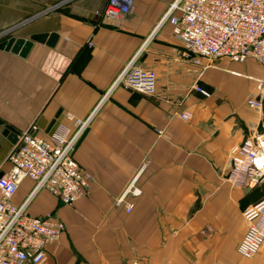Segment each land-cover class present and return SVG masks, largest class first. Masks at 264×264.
<instances>
[{
	"label": "crops",
	"instance_id": "crops-1",
	"mask_svg": "<svg viewBox=\"0 0 264 264\" xmlns=\"http://www.w3.org/2000/svg\"><path fill=\"white\" fill-rule=\"evenodd\" d=\"M176 1L136 0L111 21L108 0H0V44L45 37L23 57L0 49V177L30 126L47 138L89 121L74 150L89 195L64 206L24 180L13 197L66 227L42 264H264V252L237 253L262 183L236 190L226 180L230 150L264 131V97L248 103L261 68L185 57L181 13L168 15ZM132 62L155 73L154 94L115 86Z\"/></svg>",
	"mask_w": 264,
	"mask_h": 264
},
{
	"label": "built area",
	"instance_id": "built-area-1",
	"mask_svg": "<svg viewBox=\"0 0 264 264\" xmlns=\"http://www.w3.org/2000/svg\"><path fill=\"white\" fill-rule=\"evenodd\" d=\"M136 0H108L104 16L122 21ZM181 13L174 35L182 43L185 57L196 64L226 59L235 63L253 60L261 68L257 80L258 96L249 105L260 108L264 97V0H177L168 15ZM115 86L152 95L156 91L153 71L132 62L118 76ZM203 96L207 93L199 87ZM186 120L189 115H182ZM88 120L74 119L72 134L58 127L47 138L30 126L18 136L15 149L8 156L10 172L0 177V264H42L46 247L60 240L65 225L53 215L32 217L28 201L13 203L24 180L35 183L34 193L45 190L64 206H73L91 191V177L74 157L77 141L86 130ZM226 180L232 189L264 182V131L233 147L228 155ZM133 205L126 206L130 213ZM242 219L246 229L237 245V253L251 259L264 252V199L245 209Z\"/></svg>",
	"mask_w": 264,
	"mask_h": 264
},
{
	"label": "water",
	"instance_id": "water-1",
	"mask_svg": "<svg viewBox=\"0 0 264 264\" xmlns=\"http://www.w3.org/2000/svg\"><path fill=\"white\" fill-rule=\"evenodd\" d=\"M44 36H33L29 41L23 39H14L11 38L7 42L0 44V49L5 51H10L13 54L20 55L21 57L25 56L27 51L31 48L34 42L42 43L44 41Z\"/></svg>",
	"mask_w": 264,
	"mask_h": 264
},
{
	"label": "rangeland",
	"instance_id": "rangeland-1",
	"mask_svg": "<svg viewBox=\"0 0 264 264\" xmlns=\"http://www.w3.org/2000/svg\"><path fill=\"white\" fill-rule=\"evenodd\" d=\"M251 71V69L249 70V68L248 67H246V72L248 73V72H250ZM253 72V71H252ZM260 195L262 196V195H264V182L262 183V186H261V189H260Z\"/></svg>",
	"mask_w": 264,
	"mask_h": 264
},
{
	"label": "trees",
	"instance_id": "trees-1",
	"mask_svg": "<svg viewBox=\"0 0 264 264\" xmlns=\"http://www.w3.org/2000/svg\"><path fill=\"white\" fill-rule=\"evenodd\" d=\"M263 199H264V198H263ZM263 199H262V200H263ZM259 202H260V201H259Z\"/></svg>",
	"mask_w": 264,
	"mask_h": 264
}]
</instances>
